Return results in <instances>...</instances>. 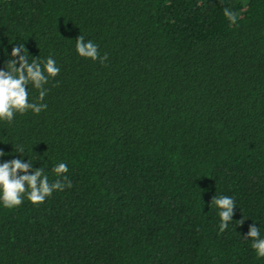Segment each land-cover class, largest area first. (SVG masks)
<instances>
[{
  "label": "trees",
  "instance_id": "obj_1",
  "mask_svg": "<svg viewBox=\"0 0 264 264\" xmlns=\"http://www.w3.org/2000/svg\"><path fill=\"white\" fill-rule=\"evenodd\" d=\"M17 42L61 71L0 150L72 187L0 207V264H264V0H0V69ZM215 195L243 225L220 232Z\"/></svg>",
  "mask_w": 264,
  "mask_h": 264
},
{
  "label": "clouds",
  "instance_id": "obj_2",
  "mask_svg": "<svg viewBox=\"0 0 264 264\" xmlns=\"http://www.w3.org/2000/svg\"><path fill=\"white\" fill-rule=\"evenodd\" d=\"M224 15L233 23L237 20V15L228 8L224 9ZM75 41V51L79 57L92 61L99 60L101 64L108 59L107 55H100L99 45L93 40L80 35ZM15 45L12 47L10 58L0 69V123L11 124L18 114L31 112L39 115L46 110L48 107L45 103L48 95L46 85L61 71L51 54L46 58H41L40 55L34 57L29 54L25 43L17 42ZM32 89L38 91V97L35 99H30ZM14 149L20 154V158L4 160L6 153L0 150V161H3L0 163V207L12 209L21 206L25 199L32 205H41L53 193L72 187L67 175L69 166L66 162L60 161L52 165L51 173L56 178L50 180L46 162L36 168L34 167L36 162L26 155L24 145H17ZM213 205L218 210L221 233L228 230L233 222L236 223V228L243 225L244 218L240 221L233 220L234 210L237 208L234 197L215 195L210 207ZM244 240L251 241L250 247L257 258H264V233L261 232V226L257 227L256 223H253Z\"/></svg>",
  "mask_w": 264,
  "mask_h": 264
}]
</instances>
